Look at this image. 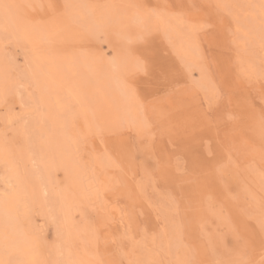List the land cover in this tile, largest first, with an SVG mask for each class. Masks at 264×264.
Here are the masks:
<instances>
[{
  "label": "rangeland",
  "instance_id": "obj_1",
  "mask_svg": "<svg viewBox=\"0 0 264 264\" xmlns=\"http://www.w3.org/2000/svg\"><path fill=\"white\" fill-rule=\"evenodd\" d=\"M0 264H264V0H0Z\"/></svg>",
  "mask_w": 264,
  "mask_h": 264
},
{
  "label": "bare ground",
  "instance_id": "obj_2",
  "mask_svg": "<svg viewBox=\"0 0 264 264\" xmlns=\"http://www.w3.org/2000/svg\"><path fill=\"white\" fill-rule=\"evenodd\" d=\"M36 48H37V47H36ZM41 55H42V54H41ZM64 128H65V127H64ZM74 140H75V139H74ZM73 142H74V141H72V143H73ZM74 143H75V142H74ZM73 146H74V145H73ZM73 146H71V151H70L69 155H67V157L64 155V157L66 158V162H67L68 160H70L71 158H73V156H72V155L74 154V151H73V148H74V147H73ZM75 155H76V154H75ZM63 161H64V160H62L61 162L63 163ZM66 162H65V164H66ZM81 162H82V161H81ZM59 165H60V164H59ZM59 165H58V166H59ZM61 165H62V164H61ZM21 184H22V183H21ZM16 187H17V186H16ZM17 190H18V189H17ZM17 190H16L15 192H17ZM19 193H20V192H19ZM22 194H23V193H22ZM19 195H20V194H18V196H19ZM26 196H27V195H26ZM13 197H14V195H13ZM20 198H21V195H20ZM24 198H25V197H24ZM24 198H23V199H24ZM33 198H34V197H33ZM26 199H28V198H26ZM15 200H16V199H15ZM34 200H35V199H34ZM10 202H11V201H10ZM6 203H7V202H6ZM12 203H13V202H12ZM26 203H27V202H26ZM26 203H25V204H26ZM23 204H24V203H23ZM25 204H24V205H25ZM5 205H6V204H5ZM12 205H13V204H12ZM21 205H22V204H21ZM24 205H23V206H24ZM6 206H7V208H8L9 205L7 204ZM14 206H15V205H14ZM15 207H16V206H15ZM20 207H21V206H19V208H20ZM16 208H17V207H16ZM19 208H17L15 211H18ZM23 208H24V207H22L21 209H23ZM42 208H43V206H42ZM39 209H40V208H39ZM11 210H12V208H11ZM24 210H25V209H23V211H24ZM19 211H20V210H19ZM26 211H28V210H26ZM32 212H33V211H32ZM16 213H17V212H16ZM16 213H15V214H16ZM27 213H28V212H26L25 214H27ZM16 215H17V214H16ZM42 215H43V214H42ZM21 216H22V215H21ZM23 216H24V215H23ZM23 216H22V217H23ZM43 216H44V215H43ZM18 217L20 218L19 214H18ZM18 217H17V218H18ZM24 217H25V216H24ZM27 217H28V216H26V218H27ZM23 219H24V218H23ZM16 220H17V219L13 218V221H12L13 226L10 225V224H9V226L12 227V229H14V232H18L19 234H21V235L23 236V233H25V230H24L25 227H24V225H26V224H24L25 222L22 223V221H21L20 219L17 220L18 222H17ZM26 220H27V219H25V221H26ZM31 220H32V218H31ZM27 221L30 222V220H27ZM27 221H26V222H27ZM32 221H33V220H32ZM27 223H28V222H27ZM32 223H33V222H32ZM33 224H34V223H33ZM27 226H28V225H27ZM32 228H33L32 226H29L28 233H30L29 230L32 229ZM32 230H33V229H32ZM32 230H31V231H32ZM25 235H26V234H25ZM32 235H33V234H32ZM29 236H30V235H29ZM33 239H34V238H33ZM33 239H32V240H33ZM34 241H35V240H34ZM34 241H32V243H33ZM29 248H30V247H29ZM32 248H33V246H32ZM32 248H31V249H32ZM31 249H30V250H31ZM40 250H41V248H40ZM32 254H33V253H32ZM35 256H36V255H33V258H34Z\"/></svg>",
  "mask_w": 264,
  "mask_h": 264
}]
</instances>
